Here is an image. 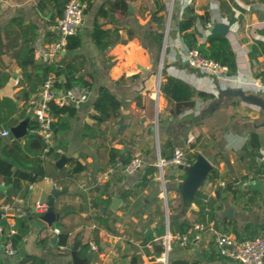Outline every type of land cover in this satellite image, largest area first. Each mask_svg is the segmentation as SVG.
Segmentation results:
<instances>
[{"label":"crops","instance_id":"0c3cea01","mask_svg":"<svg viewBox=\"0 0 264 264\" xmlns=\"http://www.w3.org/2000/svg\"><path fill=\"white\" fill-rule=\"evenodd\" d=\"M57 1L60 0H0V72L8 74L7 82L0 87V98H12L9 111L5 103L0 105V117L8 112L7 118L15 119L12 126H4L0 121V159L11 165L9 174L0 172V204L18 197L23 213L29 215L28 232L11 254L1 250L8 221L0 219V264H36L28 255L37 256L44 264H77L71 256L75 242L77 257L85 258L91 252L86 264H132L133 257V264H150V258L159 251L160 241L155 242L154 248L146 243L159 236V230L163 234L177 232L170 231L169 223L184 218L192 224L203 223L206 230L195 237L197 232L192 229L184 245L172 241L170 264H240L215 252L210 227L217 231L219 227L235 229L241 238L264 230V107L243 101L239 96L219 94L218 88H242L264 101V86L253 84L257 79L254 73L264 65V57L250 55L255 40L264 42V0H128L125 14L108 13L104 17L98 12L109 0H88L78 32L79 44L65 48L55 58L64 66L75 68L76 74L90 84L86 99L69 103L75 109L67 118L68 127L59 129L54 124L52 145L60 148L59 157H64L60 165L56 163L59 157L32 151L27 138V125L34 120L29 102L36 97L41 83L35 77L26 79L18 65L19 48L25 42L33 52L27 71L44 74L47 62L42 51L54 38L56 20L63 9ZM188 6L198 15H209L205 25L196 21L199 42L204 41L216 23L226 25V36L236 60L231 81H218L182 61L181 49L186 43L178 23ZM159 15H164L161 24ZM14 18L18 21L12 22ZM95 22L104 28H116L119 37L102 51L92 37ZM160 28L163 37L159 46L152 32ZM161 58V72L164 69L167 74L212 95L205 99L194 96L192 100L168 101L160 88L157 91ZM161 78L162 74L160 81ZM100 86L119 102L117 115L104 121L98 120L93 107ZM24 91H28L26 98L22 96ZM85 124L90 127L86 129ZM13 127L19 133H13ZM4 130L9 132L3 134ZM252 133L258 143L253 156L248 153ZM172 146L187 155L203 154L220 177L242 191L252 187L242 184L252 173L255 183L258 182L252 187L256 192L233 194L226 189L208 204L211 209H204L203 216L193 204L183 211L177 190L182 170L166 164L164 187L150 175L144 182L141 179L158 155L168 158L161 153L170 154ZM111 147L131 151L140 159V166L131 173L115 171L107 180L96 183V175L111 165ZM72 162L78 163L79 170L69 178L60 177V183H66L67 187L55 185L54 175L59 169L70 173ZM34 164V170L39 167L45 175L29 183L27 193L21 197V190L15 189L8 179L15 171H27ZM26 183L25 179L20 180L22 186ZM53 185L63 192L53 197L52 212H36L33 203L47 201ZM202 192L208 198L215 197V190L206 182ZM227 220L231 223L224 224ZM53 227L66 232L72 244L67 242L64 248H59L55 245L56 238L52 243ZM228 233L235 236L233 230ZM146 236L150 238L145 239ZM43 237H49L47 245L38 244ZM91 242L96 244L95 249L91 248Z\"/></svg>","mask_w":264,"mask_h":264},{"label":"trees","instance_id":"16d2710c","mask_svg":"<svg viewBox=\"0 0 264 264\" xmlns=\"http://www.w3.org/2000/svg\"><path fill=\"white\" fill-rule=\"evenodd\" d=\"M67 0H60L57 1V4L61 8L64 7V4ZM104 4H107V8H104ZM101 5L98 14L102 15L103 17L106 16L108 13L114 14L117 13L119 15H123L126 12V7L128 4V0H109L106 3ZM63 10V9H62ZM164 15H159L158 20L159 24H161V21H163ZM17 19H13L12 22H14ZM18 21V20H17ZM196 21H199L201 24L205 25L206 22L209 21V15L205 13L204 15H198L193 11V8L188 6L186 9V12L182 16V18L179 20L178 23V29L181 32L182 39L186 43L188 47H196L204 56L212 58L216 60L217 62L224 64L228 68L229 74H234L236 72V60L235 55L232 50L231 44L226 36L225 31H210V33L205 37L204 41L199 42L197 39V36L199 35V31L196 28ZM153 33V36L157 42V44L160 46L162 43V37H163V30L162 28L156 29ZM1 36V31H0ZM92 37L95 43L97 44V47L99 50H104L105 48L111 46L116 42L119 37L117 35L116 28L108 29L102 27V25L99 22H95L94 29L92 32ZM1 39V37H0ZM79 44V37L78 33L70 35L68 37V41L66 44L67 49L76 47ZM27 44L25 42H22L19 48L18 52V65L21 67L23 76L26 79H30L32 77L36 78L37 83L43 82V79L46 77L47 74L52 73L56 78V85L58 87H71L73 85H82L85 87H90V84L88 81L81 75L76 74V69L73 67H66L64 66L63 62L53 60L46 65V69L44 74L37 75L34 72H28L27 66L28 64L32 63L33 58V52L31 48H27ZM2 48H0V51ZM251 56H258L262 55L264 57V42L261 40H255L251 46ZM27 56V58H26ZM162 78L160 81V91L164 97L167 98L168 101H184V100H192L194 96H198L200 98H207L210 97L212 94L195 89L190 83L186 82L185 80L169 75L165 72L164 69H162ZM254 76L261 81L264 82V65L261 66L259 69H257L254 73ZM8 80V74L0 72V87L3 86ZM28 91L22 92V96L24 98L27 97ZM12 102V98L10 97H2L0 98V105L3 103L6 104L8 111L10 103ZM119 106V102L116 100L115 96L109 92L105 87L100 86L97 92V96L93 102V107L96 111V115L98 117L99 121L108 120L111 117H115L117 115V108ZM51 112L53 114V123L57 126L59 129L67 128L69 123L67 121V118L69 115L74 113V106L65 103L62 105H58L56 103H51L50 105ZM11 112V111H10ZM9 113L7 112V115L1 116L0 121L3 122L4 126H12L15 123V119H8L7 116ZM37 123L35 120H32L27 125L28 132V140L31 143V147L33 148V152H44L49 155H51L53 158L59 157V152H57V147L54 145L49 146L46 149V144L44 143L41 136L34 131L33 129L36 128ZM90 125L85 124V128L88 129ZM55 135V132L53 133ZM169 145H173V143L168 142ZM248 145H250V150L248 153L250 155H254L256 150L258 149V143H257V136L255 133H252ZM173 148V146H172ZM168 153L167 155L163 156L170 157L171 156ZM196 152L189 153L188 160L189 163H191L196 158ZM61 157V156H60ZM132 157H134V154L129 150H121L118 148L111 147L110 148V163L114 164L118 161L121 162H127ZM72 168L70 170V173L63 172V169H59L56 175H54L55 185H60V177L61 178H69L73 173L78 171V163L72 162ZM264 163V162H263ZM264 165V164H263ZM11 165L7 163L6 161L0 159V172L2 173H8ZM35 164L33 166L28 167L27 171H15L12 175V177H9L8 181L12 183V186L15 189H20L21 194L20 196L23 197L27 193L28 190V184L42 178L45 173L42 169L34 170ZM156 170V165H150L146 168L144 176L141 178L142 182L146 179L148 175H150L153 171ZM184 174H182V177ZM217 177H220L219 174L215 169H213L208 175L206 180H214ZM25 179L26 184L22 186L20 184V180ZM206 182V181H204ZM63 188L67 187V184H61ZM228 189L233 194H244L246 195L247 192L255 193L256 190L254 188H250L249 190H243L239 189L238 187H232L231 182L225 180V184L223 186H218L215 188V197L208 198L207 201H203V192L202 188L199 187L193 201V206H196L198 208L199 213L203 216V211L205 209V205L212 204L214 200L221 197L222 191ZM219 206V205H217ZM53 209V207H52ZM194 207H192L191 211H193ZM209 219H212V211L208 212ZM29 215L26 213H23L22 215L15 218V228L16 231L14 234L10 236L12 243L14 246H18L22 241L25 235L28 232L29 225ZM203 220V219H202ZM231 223L230 220L224 221ZM217 223L215 222L214 225ZM192 223L184 218L180 221H170L169 227L170 231L174 232H180L184 233L187 232L189 229H192ZM229 227V226H228ZM218 228V225L216 226ZM218 230L222 232H230L233 230L235 233V237L238 239H241V236L238 234V232L235 229L230 228H218ZM159 235L163 234L162 230L158 231ZM193 233V232H192ZM192 235V234H191ZM56 241L55 245L58 246L59 244H66L68 242L69 245L72 244V241L68 239V235L64 231H59V233L55 234ZM149 236H146L145 239H149ZM49 242V237H43L39 240V245H47ZM28 259L35 262L36 264H44V261L39 259L37 256L34 255H28ZM135 262V258H132V264ZM170 264V263H168Z\"/></svg>","mask_w":264,"mask_h":264},{"label":"built area","instance_id":"2783aa9c","mask_svg":"<svg viewBox=\"0 0 264 264\" xmlns=\"http://www.w3.org/2000/svg\"><path fill=\"white\" fill-rule=\"evenodd\" d=\"M87 1L88 0H67L65 2L62 13L56 20L54 38L49 42L46 49L42 51L43 58L47 63L55 60V58L63 52L70 35L79 32L83 22V14ZM181 59L196 71L213 76L218 81L232 80L226 65L204 56L196 47L184 45L181 49ZM55 82V76L52 73L47 74L43 79L36 97L29 102L34 120L37 123L36 128L33 130L41 136L46 144V149L53 144L54 136L51 125L54 119L50 109L51 103H56L58 105L78 103L86 99L89 93V88L82 85L58 87ZM253 84L259 87L264 86V82L258 78L253 80ZM8 132V130L2 131L3 134H7ZM57 152L61 153L62 150L57 148ZM140 163L141 161L138 157H132L127 162L118 161L111 164L96 175V183H102L107 180L115 171L131 173L139 168ZM154 164L156 165V170L153 171L150 176L153 180H160L164 187L163 171L165 165H187L189 164V160L187 154L181 148L174 147L172 155L169 158H163L158 155L157 161ZM255 182L256 180L253 174L250 173L242 184L247 186ZM206 183H208L214 191L218 186H223L225 184V179L217 177L214 180H206ZM162 193L164 192L161 191V194ZM202 199L203 201H207L208 194L205 193ZM32 208L36 212L44 214L48 210L47 201H35ZM205 209L210 210V205H206ZM23 211L21 200L18 197H13L9 201L0 204V219L8 221L7 228L3 231L5 238L1 243V250L4 253L11 254L16 250L10 236L16 231L15 218L22 215ZM2 229L4 228L2 227ZM192 229L197 232L194 236L199 237V233L205 231L206 227L203 223L195 222L192 225ZM192 229L184 233L166 232L162 235L154 236L148 241L146 246L149 248H154L156 241H160L162 247L156 255L150 258V264H168V253L172 248V241L177 240L180 245H184L189 239L188 234ZM210 229L214 250L222 258L232 259L240 264H264V230L251 237L238 239L230 233L217 231L211 227ZM52 231L54 234H57L60 230L58 227H53ZM58 247L64 248L65 245L59 244ZM91 248L95 249L96 244L91 242Z\"/></svg>","mask_w":264,"mask_h":264},{"label":"water","instance_id":"95a60500","mask_svg":"<svg viewBox=\"0 0 264 264\" xmlns=\"http://www.w3.org/2000/svg\"><path fill=\"white\" fill-rule=\"evenodd\" d=\"M226 25L223 23H216L214 27L211 28L212 31H225ZM162 68V58L159 63V71H158V82H157V91L159 89L160 82V74ZM219 94H223L226 96H239L243 101L252 103L259 107H264V101L261 97L253 94L247 93L242 88H232V87H219ZM53 132L56 131V127L53 122H51ZM13 133H19L17 127L12 128ZM64 160V157L61 156L57 160V164L60 165L61 161ZM177 168L183 171L184 176L178 183V193L181 200L182 210L187 211L189 207L193 204L195 194L199 187L204 183L207 178V175L213 170L212 163L201 153L196 154V158L187 165L178 164ZM258 183V182H257ZM257 183L252 184L254 187ZM63 192L62 189L57 188L56 186H52L50 191V196L47 199L48 210L45 213L52 212V204L53 197L57 194ZM55 236L51 238V242L55 241ZM76 247L77 242L74 243L73 248L71 250L72 261L77 264H86L87 259L91 257V252L87 253L85 258H79L76 255ZM158 249L161 250V245H158Z\"/></svg>","mask_w":264,"mask_h":264},{"label":"rangeland","instance_id":"374dc122","mask_svg":"<svg viewBox=\"0 0 264 264\" xmlns=\"http://www.w3.org/2000/svg\"><path fill=\"white\" fill-rule=\"evenodd\" d=\"M169 32H170V35L173 34V30H172V29H170ZM171 165H173L172 168H173L174 170H179V169L177 168V164H171ZM167 166H168V165H167ZM180 171H181V170H180ZM204 183H205V182H204ZM204 183H203V184H204ZM203 184H202V185H203ZM202 185H201V188H202ZM160 193H161V190H160ZM164 194H165V193H162V195H164ZM165 195H166V194H165Z\"/></svg>","mask_w":264,"mask_h":264}]
</instances>
